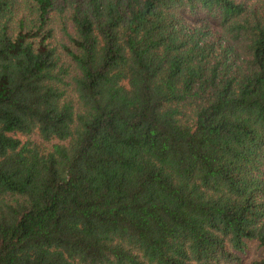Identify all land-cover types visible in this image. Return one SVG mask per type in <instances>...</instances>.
<instances>
[{
	"label": "trees",
	"instance_id": "16d2710c",
	"mask_svg": "<svg viewBox=\"0 0 264 264\" xmlns=\"http://www.w3.org/2000/svg\"><path fill=\"white\" fill-rule=\"evenodd\" d=\"M264 264V0H0V264Z\"/></svg>",
	"mask_w": 264,
	"mask_h": 264
},
{
	"label": "rangeland",
	"instance_id": "374dc122",
	"mask_svg": "<svg viewBox=\"0 0 264 264\" xmlns=\"http://www.w3.org/2000/svg\"><path fill=\"white\" fill-rule=\"evenodd\" d=\"M259 257H261V252L258 250L256 245H253L252 250L249 252L248 257L246 258L247 260L245 264H250L253 259H258Z\"/></svg>",
	"mask_w": 264,
	"mask_h": 264
}]
</instances>
